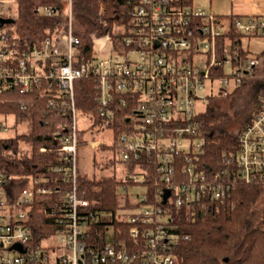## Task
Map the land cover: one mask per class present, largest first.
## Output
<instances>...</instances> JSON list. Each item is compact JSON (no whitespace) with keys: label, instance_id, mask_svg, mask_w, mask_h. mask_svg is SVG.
<instances>
[{"label":"built area","instance_id":"1","mask_svg":"<svg viewBox=\"0 0 264 264\" xmlns=\"http://www.w3.org/2000/svg\"><path fill=\"white\" fill-rule=\"evenodd\" d=\"M11 1L0 0V18L15 21L0 25V94L13 88L20 94L38 91L51 97L52 105L69 106L71 123L66 133H57L59 163L54 172L59 177H13L0 167V264H170L176 211L194 205L210 208L226 198L233 182L264 184V75L256 110L240 128L236 150L222 156L224 170L212 176L198 169L205 145L200 117L212 99L228 97L245 81L256 79L259 64L258 54L247 50V61L233 66L237 47L218 50L226 23L217 15L196 0H128L129 26L118 28L117 38L93 37L91 57L85 59L75 33L73 0H65L63 8H37L42 17L62 11L66 22L62 32L48 31L39 38L17 33ZM231 24L244 36L264 37V16H234ZM226 65L231 66L230 75L221 73ZM89 78L96 82L103 119L114 120L112 107L119 95L123 107L134 108L127 121L131 127L111 144L86 138L82 143L116 150L121 175L134 184L122 191L140 190L131 192L137 206H122L118 215L131 224L130 243L117 238L110 226L98 232L104 243L90 239L103 216L93 210L80 182L82 128L75 96L76 82ZM0 120V138H11L13 123L3 116ZM130 163L135 166L129 173L125 164ZM154 168L158 176L150 191L145 182ZM226 177H231L228 182ZM48 197L54 199L51 206L36 208ZM34 212L50 227L37 231Z\"/></svg>","mask_w":264,"mask_h":264},{"label":"trees","instance_id":"2","mask_svg":"<svg viewBox=\"0 0 264 264\" xmlns=\"http://www.w3.org/2000/svg\"><path fill=\"white\" fill-rule=\"evenodd\" d=\"M14 1L20 5V14L15 26L21 37L39 38L41 33L48 31L60 33L64 30L66 22L62 11L52 17H42L37 13V8L40 6L63 8L65 0ZM193 1L189 0V2ZM73 7L75 33L80 38V48L85 59L91 57L93 37L113 34L112 36L117 38V29L130 24L131 7L128 0H73ZM23 12L27 17L34 18L36 22L33 24L25 22ZM217 16L226 23V30L218 42V50L224 51L228 45H231L234 50L237 47L238 58L234 60L233 66L244 64L249 54L244 46V40L250 37L242 35L232 26L233 15ZM221 73L225 74L224 69H221ZM95 83L94 79L89 78L77 81L75 86L77 111L88 115L89 122L92 124L80 130L81 144L93 127L112 129L115 140L131 127L127 121L128 115L134 108L123 107L120 95L116 97L112 107L115 113L114 120L107 121L100 116ZM247 83L245 81L230 96L244 92ZM50 99L51 97L38 91L20 94L15 88L0 94V116H3L5 121H9L10 117L15 119L11 126L15 135L6 140L0 138V167L6 174L13 177L17 175L48 176L51 179L59 177L54 172V167L59 163L56 154L60 140L57 133L68 131L71 123L70 107L61 102L52 105ZM213 100L210 101L206 113L199 119L201 132L205 136V145L198 169L215 176L214 174H221L227 165L223 160V154L236 150L240 128L237 131L229 128L228 111L218 104L219 99ZM22 103L28 105L26 109H23ZM252 115L253 113L246 118V123ZM19 124L26 126L27 131L19 132ZM115 152L117 153L116 150ZM118 162L121 163L119 159L114 158L107 167L114 168ZM133 164H125V167L128 166L130 170L129 173L134 169ZM157 176L154 168L145 182L150 185L148 190L153 191V181ZM230 178L225 179L228 182ZM80 182L86 189L87 198L93 210L103 216L91 230L90 239H93L91 242L97 240L99 243H104V237H98V232L104 233L110 226L116 231L117 238L126 239L130 243L128 231L131 224L119 219L118 215L122 206L126 208L137 206L131 198V192L122 191L125 185L133 186L134 184L114 173L91 178L81 176ZM263 194V183L237 181L232 183L223 201L215 202L208 209L194 205L176 211L173 223L177 237L174 247L168 252L173 257V262L170 264H264V210L256 226L249 228L253 209ZM53 200V197L45 198L43 202L37 203L36 208L47 203L51 206ZM32 218L38 223L37 231L50 227L47 226L48 221L44 216L34 212ZM119 229L122 230L121 234Z\"/></svg>","mask_w":264,"mask_h":264},{"label":"rangeland","instance_id":"3","mask_svg":"<svg viewBox=\"0 0 264 264\" xmlns=\"http://www.w3.org/2000/svg\"><path fill=\"white\" fill-rule=\"evenodd\" d=\"M225 3L223 0H196V3L200 5L201 7L205 8L208 11H212L217 13L219 9L223 8V4ZM12 4V10L14 16H19V3L16 1H11ZM26 11V10H25ZM26 13L23 12V15ZM25 22H29L30 24H33L36 22L34 18H28L25 15L24 18ZM224 72L226 75H230L231 73V66L226 65L224 68ZM257 78L253 80L248 81L247 88L244 92L240 94H236L234 96H228L225 98H217L219 99L217 102L218 104L222 105L223 108L228 111L230 116V123L229 128L233 131H237L238 128L241 127V125L244 123L246 118L254 112L256 105L252 107V98L249 94L248 90L249 87L253 84L252 82L254 80H261V77L264 75L262 73H259L256 71ZM215 100V99H214ZM213 100V101H214ZM202 107V106H200ZM15 119L12 117L9 119V123H14ZM85 125H89V121L86 120L82 113H79V126L80 128L84 129ZM19 132L27 131V127L23 126L22 124H19L18 126ZM9 136H14L15 132L10 131L8 134ZM114 135L113 132L105 127H93L91 131H89L86 135V139L89 140H104L108 144H111L113 141ZM114 158L118 159V153H116L112 148H103V149H92L87 144H82L79 147V172L80 176L82 177H100L103 175H111V174H117L119 177L123 178L121 175L122 171V164L116 163V167L111 168L107 167V165L114 160ZM132 193H136V191H140L139 189L136 190V188L130 189ZM133 199L136 200L134 195L132 194ZM264 210V194L260 197L259 201L257 202L256 206L253 209V212L251 214L249 228L255 227L258 221L261 218L262 211ZM135 212V210H128L125 213V216H128L130 213ZM121 215V212H120ZM111 233L112 228L108 229V240H111Z\"/></svg>","mask_w":264,"mask_h":264},{"label":"crops","instance_id":"4","mask_svg":"<svg viewBox=\"0 0 264 264\" xmlns=\"http://www.w3.org/2000/svg\"><path fill=\"white\" fill-rule=\"evenodd\" d=\"M223 8L219 9L215 15H233V16H264V0H223ZM244 46L253 54L259 55V64L256 71L264 74V37L247 38L244 40ZM249 87V94L252 98V107L256 105L260 82L254 80ZM246 121L241 125L244 126ZM240 127V128H241Z\"/></svg>","mask_w":264,"mask_h":264},{"label":"water","instance_id":"5","mask_svg":"<svg viewBox=\"0 0 264 264\" xmlns=\"http://www.w3.org/2000/svg\"><path fill=\"white\" fill-rule=\"evenodd\" d=\"M14 20L13 19H3V18H0V25H3V24H14Z\"/></svg>","mask_w":264,"mask_h":264},{"label":"bare ground","instance_id":"6","mask_svg":"<svg viewBox=\"0 0 264 264\" xmlns=\"http://www.w3.org/2000/svg\"><path fill=\"white\" fill-rule=\"evenodd\" d=\"M113 35V34H112Z\"/></svg>","mask_w":264,"mask_h":264}]
</instances>
